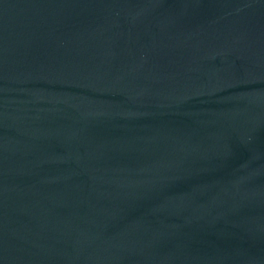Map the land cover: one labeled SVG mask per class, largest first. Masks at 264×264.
I'll list each match as a JSON object with an SVG mask.
<instances>
[{
  "label": "water",
  "instance_id": "95a60500",
  "mask_svg": "<svg viewBox=\"0 0 264 264\" xmlns=\"http://www.w3.org/2000/svg\"><path fill=\"white\" fill-rule=\"evenodd\" d=\"M0 264H264V0H0Z\"/></svg>",
  "mask_w": 264,
  "mask_h": 264
}]
</instances>
